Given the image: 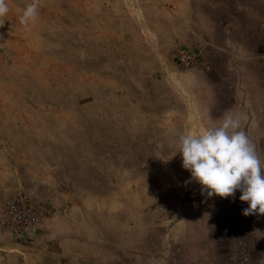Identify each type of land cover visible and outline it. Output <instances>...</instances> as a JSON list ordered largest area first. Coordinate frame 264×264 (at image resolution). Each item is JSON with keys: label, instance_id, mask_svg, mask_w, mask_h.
Listing matches in <instances>:
<instances>
[{"label": "rangeland", "instance_id": "obj_1", "mask_svg": "<svg viewBox=\"0 0 264 264\" xmlns=\"http://www.w3.org/2000/svg\"><path fill=\"white\" fill-rule=\"evenodd\" d=\"M7 3L0 209L23 194L53 213L20 234L0 226L2 260L19 264L10 238L40 225L48 264H159L170 245L182 264H220L228 246L240 264L258 261L259 248L264 260V214L243 215L239 190L202 194L176 153L181 134L232 114L264 161V0H39L27 25L20 16L33 0ZM180 6L198 9L193 32L205 50L199 38L153 34L156 12ZM120 18L138 20L136 58L109 38ZM177 46L198 53L193 66L176 64Z\"/></svg>", "mask_w": 264, "mask_h": 264}, {"label": "clouds", "instance_id": "obj_2", "mask_svg": "<svg viewBox=\"0 0 264 264\" xmlns=\"http://www.w3.org/2000/svg\"><path fill=\"white\" fill-rule=\"evenodd\" d=\"M38 5L39 0H33L22 10V25L37 19ZM8 12L7 0H0V26ZM177 152L182 167L201 185L202 194L226 198L239 190V199L248 204L243 215L264 214V161L239 118L226 114L216 127L181 134Z\"/></svg>", "mask_w": 264, "mask_h": 264}, {"label": "crops", "instance_id": "obj_3", "mask_svg": "<svg viewBox=\"0 0 264 264\" xmlns=\"http://www.w3.org/2000/svg\"><path fill=\"white\" fill-rule=\"evenodd\" d=\"M188 5V4H186ZM185 5V6H186ZM195 7H197L195 4H193ZM185 6H180L177 8V10H173L171 12V14L173 16H169V14H167L164 10H162V8L156 12V16L152 17V20H150L153 23V34L155 36H159L164 38H170V31H171V36L172 38H177L178 40L181 41H185L187 42L189 39L191 40L192 38L196 39L199 38V43H197V45H194L195 47H198V50L201 51L202 49H204L203 45H208L206 44L205 41H202V39L200 40V37H198L193 30H198L197 28V24L195 23V19L192 20V16L194 13H197L198 15H200V13L198 12V9H193V12L190 15H187V13L189 11H186L188 7ZM168 9H170L168 7ZM111 11L112 9L109 8L107 11ZM169 16L168 19H166ZM120 22L119 24L115 25V27L113 28L114 32L113 33V37H109L112 41H114L116 43V46H124V50L121 54H124L126 52V47L128 48L127 53L132 57L134 56L135 58L140 55V53H142V51H139V45H143V39L140 36V30L138 28V20L135 19H131L130 21L126 19H122L120 18ZM150 22V23H151ZM199 25V24H198ZM112 30V32H113ZM167 33V35H165ZM183 35V36H181ZM194 36V37H192ZM129 38H137V42H128L127 40ZM201 46V47H200ZM205 50V49H204ZM203 51V50H202ZM147 52L150 53L151 52L148 50ZM127 55V54H126ZM149 55V56H150ZM128 56V55H127ZM147 56V57H149ZM206 56L203 55L202 56V61L204 63V61H206ZM198 119V118H197ZM43 228V227H42ZM41 225L38 226L37 228L31 230L30 232H28L25 235L19 236V237H9L10 239H12L15 244L10 248L11 250L15 251L12 254V258L13 257H17L20 258V263L19 264H48V262L45 260V257H47L49 255V253H51V247H44L43 246V236H39L37 235V233L42 229ZM24 239V243L25 246L23 245V248L20 246H17V241ZM27 239H31V241H28ZM263 241V237H261V242ZM260 242V243H261ZM28 243V244H27ZM34 245H36V247H33ZM1 249V248H0ZM225 257L224 261L221 262L220 264H240V262L242 261L239 257L240 255V249L238 251L237 248H233V247H225ZM235 249V250H234ZM168 250L171 253H168L167 250H164L163 255L162 256V263L160 262L159 264H182L181 261L184 260V255L182 253V251H180V249H177V247L171 246L168 248ZM259 251L257 252V256H259L258 261H254L253 256H251L250 254H248V258L246 259L247 261H245L244 264H264V260L263 257L261 256L262 251L259 248ZM3 255V254H2ZM1 255V256H2ZM199 255V254H196ZM0 256V264H7L4 262L3 256ZM251 257V258H250ZM11 258V259H12ZM251 259L253 261H251ZM28 262V263H27ZM17 264V263H16ZM143 264V263H141Z\"/></svg>", "mask_w": 264, "mask_h": 264}, {"label": "built area", "instance_id": "obj_4", "mask_svg": "<svg viewBox=\"0 0 264 264\" xmlns=\"http://www.w3.org/2000/svg\"><path fill=\"white\" fill-rule=\"evenodd\" d=\"M176 64L183 69L193 66L198 53L187 46L174 48ZM53 208L46 200H30L23 194L8 198L0 209V226L13 234H20L38 225L43 217L51 215Z\"/></svg>", "mask_w": 264, "mask_h": 264}]
</instances>
